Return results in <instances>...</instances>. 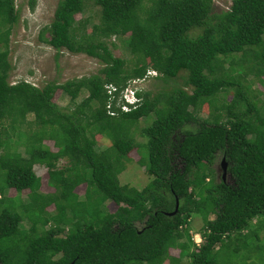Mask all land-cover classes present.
Listing matches in <instances>:
<instances>
[{"label": "trees", "instance_id": "16d2710c", "mask_svg": "<svg viewBox=\"0 0 264 264\" xmlns=\"http://www.w3.org/2000/svg\"><path fill=\"white\" fill-rule=\"evenodd\" d=\"M87 1L97 23L82 16ZM18 12L15 0H0V264H264V0L219 11L213 0H58L38 41L55 59L84 54L100 68L41 87L8 81ZM113 37L131 60L113 55ZM181 73L182 87L139 89L137 108L117 107L131 82L167 84ZM57 91L71 108L58 107ZM140 119L150 120L143 144ZM98 136L110 146L95 150ZM132 152L149 177L140 190L118 179ZM219 156L229 183L215 176ZM192 215L202 221L199 247Z\"/></svg>", "mask_w": 264, "mask_h": 264}, {"label": "rangeland", "instance_id": "374dc122", "mask_svg": "<svg viewBox=\"0 0 264 264\" xmlns=\"http://www.w3.org/2000/svg\"><path fill=\"white\" fill-rule=\"evenodd\" d=\"M33 9L28 7L29 0H15V7L18 8L17 22L11 27L9 43H8V61L11 66L9 71L8 81L10 84H14L19 81H27L34 86L41 87L48 82L63 83L67 80L80 78L82 76H88L97 73L100 68V64L97 60L88 57L84 54H72L66 51H61L58 54L57 59L56 52L38 41L37 36L40 29L47 26L51 19L58 0H35ZM216 11L225 10L231 4V0H213ZM98 7L92 4V1L86 2V12L82 14L83 17L91 16L92 23L98 22ZM79 17V16H77ZM90 25H88L89 27ZM125 39V38H122ZM114 44L113 55L122 58L124 61L131 60L132 56L129 54L128 49L124 46L120 40L113 37L110 40ZM130 67V64L127 63ZM177 79L169 81L167 84H162L160 81H153L146 78L143 81L137 82L133 85L138 89H150L152 91L160 89V87L172 88L182 87L184 82V73L179 74ZM254 89L262 90L257 82H254ZM187 90V89H186ZM86 95L85 92H81L80 96L76 100L79 102ZM228 99L231 97V92L227 95ZM54 102L61 109L71 108L69 98L60 91H57L53 98ZM264 100V98H262ZM206 109L202 108L199 117L201 119L207 118ZM30 117H28V120ZM150 120L144 121L140 119L138 121L137 129L134 131V138L139 143H145V138L140 135V129L144 127ZM47 146H51L50 142L45 143ZM110 146V141L104 137H97V143L94 148L97 151H101ZM133 159L126 165L124 171L118 175L119 183L121 185H129L137 190L142 189L149 181V177L144 172V168L139 166L136 162L139 158L136 152L131 153ZM221 156L213 165L216 178H220L219 164ZM66 160H60L59 167L65 166ZM34 171L42 177L41 191L51 192L46 184L47 175L44 167L36 165ZM228 183L229 179H225ZM80 195L83 192V186L76 189ZM10 195H13V191H9ZM25 197V193H23ZM107 207L110 212L115 210V205L108 203ZM51 210V209H49ZM252 224H259L255 220ZM202 227V221L199 216L192 215L190 219V234L196 237L199 230ZM261 236L263 232L260 233ZM177 251H171V254H176Z\"/></svg>", "mask_w": 264, "mask_h": 264}, {"label": "clouds", "instance_id": "9594fccd", "mask_svg": "<svg viewBox=\"0 0 264 264\" xmlns=\"http://www.w3.org/2000/svg\"><path fill=\"white\" fill-rule=\"evenodd\" d=\"M135 85V84H133ZM133 85H128L127 87H125L124 89H122L120 92H118V95H116V105L117 107L121 106H125L127 109L123 112H126L130 109H135L138 107V105H140V97L136 96V93L139 91V89L137 87H134ZM109 89H114L113 92L111 93V95H113V93H115L117 90L112 87V86H105V89L108 91ZM110 95V94H109ZM222 159V158H221ZM220 159V161H221ZM197 235L196 237H193L192 234H190L192 242L199 247L200 244L202 243V238L201 236L197 233L195 234ZM198 240V241H196Z\"/></svg>", "mask_w": 264, "mask_h": 264}, {"label": "water", "instance_id": "95a60500", "mask_svg": "<svg viewBox=\"0 0 264 264\" xmlns=\"http://www.w3.org/2000/svg\"><path fill=\"white\" fill-rule=\"evenodd\" d=\"M219 171H220V175H221V180L223 183H228L227 181H225V179H230V174H227V162L225 161L224 158L221 159L220 164H219ZM177 208H178V199L175 198V206H174V210L170 213H167V216H173L176 214L177 212Z\"/></svg>", "mask_w": 264, "mask_h": 264}, {"label": "built area", "instance_id": "2783aa9c", "mask_svg": "<svg viewBox=\"0 0 264 264\" xmlns=\"http://www.w3.org/2000/svg\"><path fill=\"white\" fill-rule=\"evenodd\" d=\"M133 84H137V81H133V82L130 83V85H133ZM113 90H114L113 88H112V89H109V88H108L107 93L111 95V93L113 92ZM108 105H109V103H108ZM108 105H107V106H108ZM108 108H109V106H108ZM126 109H127V108H126L125 106H121V107H120V110H121V111H125ZM109 114L112 115L113 113H112V112H109ZM196 241H198V240H196Z\"/></svg>", "mask_w": 264, "mask_h": 264}, {"label": "flooded vegetation", "instance_id": "af4514ba", "mask_svg": "<svg viewBox=\"0 0 264 264\" xmlns=\"http://www.w3.org/2000/svg\"><path fill=\"white\" fill-rule=\"evenodd\" d=\"M220 179H221V175H220Z\"/></svg>", "mask_w": 264, "mask_h": 264}]
</instances>
